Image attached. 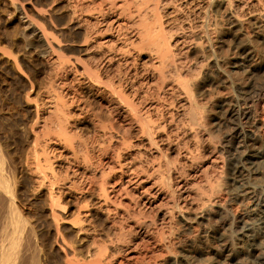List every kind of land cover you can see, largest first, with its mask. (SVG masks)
I'll list each match as a JSON object with an SVG mask.
<instances>
[{
    "label": "bare ground",
    "instance_id": "1",
    "mask_svg": "<svg viewBox=\"0 0 264 264\" xmlns=\"http://www.w3.org/2000/svg\"><path fill=\"white\" fill-rule=\"evenodd\" d=\"M160 1L39 0L43 17L44 6L61 5V14L39 22L21 0H10L8 24L16 25L6 36L17 46L11 34L21 35L50 67V81L30 102L35 109L27 118L29 129L15 132V153L5 135L0 136V264H21L25 257L26 264H42L37 227L26 215L33 210L24 204L30 197L38 200L35 209L41 219L43 212H51L57 237L72 251L67 264H264V98L254 108L246 96L250 84L230 81L236 94L218 102L232 121L224 167L217 173L205 171L198 185L188 184L198 171L189 172L182 161L172 163L162 151L155 134L167 124L155 112L167 92L178 89L191 109L188 125L200 126L199 79L209 77L216 86L224 78L229 82V76L185 70V39L173 37L159 11ZM236 1L241 2L237 9ZM213 2L223 4V19L204 22L209 31L198 41L211 31L219 46L233 41L235 53L213 65H231L233 72L242 69L248 75L263 69L264 0H184L182 6L200 9ZM63 24H78L73 40L93 56L73 60L64 54L52 29ZM208 47L215 51V46ZM9 56L27 75L19 55ZM154 88L158 101L143 107ZM91 97L100 108L91 104ZM85 122L92 123V136H84L80 125ZM128 128L143 139L135 143ZM135 147L138 153L126 158ZM178 154L188 160L198 157L190 146ZM164 207L166 216L160 221L154 210ZM58 212L66 215L74 240L58 228ZM175 216L178 224L173 223ZM195 221L209 223L186 238L176 253L171 234L179 223L191 229ZM45 226L52 230L51 224Z\"/></svg>",
    "mask_w": 264,
    "mask_h": 264
},
{
    "label": "rangeland",
    "instance_id": "2",
    "mask_svg": "<svg viewBox=\"0 0 264 264\" xmlns=\"http://www.w3.org/2000/svg\"><path fill=\"white\" fill-rule=\"evenodd\" d=\"M21 1L24 3L28 13L39 22L45 21V19L50 20L51 16H58L61 14V12H58V8L61 5L55 2L44 6L47 10V14L43 17L38 12V9L41 7L39 0ZM183 3L184 0H161L159 2V11L164 15V20L166 22L168 21L166 26L173 29V37L185 39V43L181 46V57L184 59L185 70L203 76L204 71L206 72V70L209 69L211 75H215L220 71L222 76H229V82L225 83L226 80L224 78L219 81L216 86L210 85L208 81L209 77H202L199 79V87L195 88V92L197 94V99L202 105V107L196 110L202 120V125L200 126L190 127L188 125L191 109L187 97L178 89L175 91H168L166 100L163 101L162 107L160 108V112H155V115L159 114L161 118H164L160 121L164 120L167 124L165 127H161L155 134V137L158 138L157 143H159L160 148L168 155V159L172 161V163L175 164L182 161V164L187 167L189 172L198 171V173H193L195 175L188 177V180H186L189 182L188 184L194 183L198 185L203 180L205 171H209L210 173L221 172L226 162L225 148L231 131L232 121L230 116H225L222 112V108L218 104L220 98L222 96L236 94L235 86L234 84L232 85L230 81L233 82L232 80L235 79H244L250 84L246 94L247 98L254 104V108L259 107L264 98V68L258 70L253 75H248L243 72L242 69L239 72H233L234 70L232 69L234 68L231 65L222 68L213 65L216 59L224 61L235 55L233 41L227 39L222 43V46H219V40L216 39L214 34H211V31L207 38L202 37L204 38L203 42L198 41L200 38L199 36H201L202 33L204 34V31H209L207 28L208 25L203 27L202 24L204 22H209L212 18H216L219 21L223 19L224 6L220 2H213L207 5L205 4L203 8L199 9L193 5L182 6ZM10 4V0L0 1V125H5L0 136L5 135V140L7 144L10 145V150L13 154L17 150L15 132L29 129L31 125L30 119L32 118L30 112L35 109V106L30 102L38 98L40 87L49 83L50 67L44 59L35 56V51L26 46L19 33L15 32L11 34L12 39H15L18 45L13 46L11 44L12 41L6 36V31L8 29L12 30L16 24H8L10 19L9 13L13 12L12 8H8ZM234 5L237 9V7L241 6V2L236 1ZM172 10H174L175 13H170ZM77 28L78 24H63L52 27L53 31L59 35L62 40L61 47L64 54L73 60H75V57H81L86 60L90 56H93V54H89L86 47L81 46L82 44H78L73 40L71 34L72 31L78 30ZM208 45L215 46V51H208ZM204 50L206 52H204ZM9 53L19 55V63L24 66L27 75L18 70L15 61L11 59ZM31 59L36 60L32 62ZM111 73H115V70ZM33 84L35 85L34 88L32 86ZM90 101L93 106L100 108L93 97H91ZM155 101H158V97L156 89L154 88L149 90L145 95L142 106L146 107L149 103ZM172 101L173 103L171 104ZM168 112H172L173 115H166ZM28 117L30 119H27ZM80 126L85 137L94 134L92 123L85 122ZM128 129L135 143L143 139L141 134L136 132L134 128ZM167 135L171 136V140H168ZM161 138L164 140L159 141ZM156 146H154L153 151H156ZM187 146L194 149L198 155L196 159H184L178 154L184 151ZM138 149L137 147L130 149L127 153L128 155L125 157L128 159L132 158L138 153ZM156 154H158V157H161L159 153ZM37 203L38 200L33 199V197H30V201H24L25 207L33 210V212L28 210L26 215L37 227V243L42 264H58L57 261H59L60 264H67L66 255H71L72 251L69 246L64 245L62 240L57 237V223L52 220L51 212H43L42 214L44 217L41 219V212L39 213L35 209ZM58 213L61 218L58 222V228L62 233L70 232L71 238L74 240L73 235H75V233L71 232L72 227L66 215L63 212ZM164 213H166L165 207L161 210H154V215H157L160 221L166 216ZM175 217L173 223L178 224L180 218L178 216ZM46 223L51 224V231L45 226ZM208 223L207 221H195L191 224L193 227L191 229L183 226L184 223H179L180 225L174 229L170 237L171 240L175 242L172 249L176 253L181 251L185 239H188L196 230L203 229ZM179 234L184 236L181 241L177 239V236H181ZM205 245L204 243L203 247ZM203 258L207 257L204 256ZM26 261L27 257L21 260V264H26ZM160 262L163 261H157V263Z\"/></svg>",
    "mask_w": 264,
    "mask_h": 264
}]
</instances>
